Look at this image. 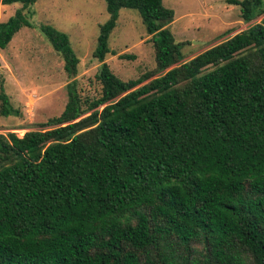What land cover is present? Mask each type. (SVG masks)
I'll list each match as a JSON object with an SVG mask.
<instances>
[{
  "label": "trees",
  "instance_id": "16d2710c",
  "mask_svg": "<svg viewBox=\"0 0 264 264\" xmlns=\"http://www.w3.org/2000/svg\"><path fill=\"white\" fill-rule=\"evenodd\" d=\"M20 3L0 49L37 27L69 77L67 33ZM93 57L99 96L67 102L43 129L0 133V264H264V17L183 61L162 0H104ZM249 22L263 0H226ZM121 8L135 9L156 71L122 80L104 61ZM0 78V115L18 116Z\"/></svg>",
  "mask_w": 264,
  "mask_h": 264
},
{
  "label": "rangeland",
  "instance_id": "374dc122",
  "mask_svg": "<svg viewBox=\"0 0 264 264\" xmlns=\"http://www.w3.org/2000/svg\"><path fill=\"white\" fill-rule=\"evenodd\" d=\"M264 1V0H263ZM173 9L174 17L165 26L177 41L184 43L186 61L203 50L259 22L264 13L245 22L238 5L226 0H162ZM20 3L3 4L0 0V22L13 15ZM23 11L31 12L35 25L44 23L65 32L79 58L77 73L69 77L63 60L37 27H22L4 49H0V78L11 104L20 115H0V133L18 136L27 130L43 129L57 116L67 102V83L76 80L82 98L99 96L100 83L95 73L101 64L93 57L99 25L109 16L104 0H37ZM104 61L122 80L136 79L152 72L144 82L160 74L156 71L155 50L151 35L145 30L135 9L121 8L109 37Z\"/></svg>",
  "mask_w": 264,
  "mask_h": 264
}]
</instances>
